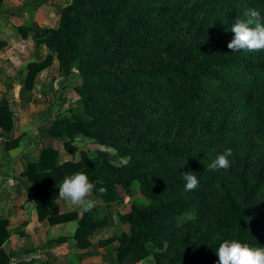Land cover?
Wrapping results in <instances>:
<instances>
[{"label":"trees","instance_id":"trees-1","mask_svg":"<svg viewBox=\"0 0 264 264\" xmlns=\"http://www.w3.org/2000/svg\"><path fill=\"white\" fill-rule=\"evenodd\" d=\"M252 8L264 18V0H67L56 26L32 32L47 54L22 70L20 96L53 57L62 88L74 69L80 76L70 89L81 107L50 123L48 144L21 172L39 219L76 220L70 237L83 247L108 223L98 207L138 191L147 203L132 201L119 216L127 230L113 238L118 263L151 254L153 264H219L225 239L264 247V51L227 48L231 24ZM12 100L8 92L0 98L2 138L15 116ZM78 136L97 145L94 154L78 150ZM56 140L71 160L59 159ZM228 148L230 168L209 171ZM76 172L88 175L89 199L100 203L80 216L55 204L61 182ZM182 172H194L196 190L185 191ZM6 225L1 219L0 243ZM8 260L0 247V264Z\"/></svg>","mask_w":264,"mask_h":264},{"label":"crops","instance_id":"crops-1","mask_svg":"<svg viewBox=\"0 0 264 264\" xmlns=\"http://www.w3.org/2000/svg\"><path fill=\"white\" fill-rule=\"evenodd\" d=\"M65 4L64 0L1 1L0 40L4 41L5 45L0 49V72L4 73L13 85L18 84L21 72L25 70L29 61L40 62L47 54V48L42 45L37 48L39 50L37 58L28 59L23 67H19L16 59L20 48L31 44L35 46L32 32L45 26L54 27L58 21L59 10ZM26 38H31L32 41ZM75 75L79 74L73 70L65 84L70 85L69 78ZM78 79L80 80V76ZM2 82L0 76V85ZM63 85L64 76L58 70L57 59L53 57L51 63L37 73L33 87L27 89L21 96L18 88L15 98L10 102V109L16 117L14 137L20 135V138L15 146L6 148L4 137H0V220L7 221L8 231V236L0 243V247L9 254L7 264H94L107 253V246L92 241L87 249L77 246L75 240L70 237L73 233L65 234L67 237L62 238L66 239L59 240L60 236L52 234V229L68 223L74 224L75 229L77 221L50 224L46 219H39L35 211L34 197L18 182L24 179L21 172L26 168L27 161L35 159L43 146L41 130L44 121L51 119L48 127L56 117L64 114L61 107L66 106L68 101L60 103L62 99H66L62 92L66 90L62 88ZM67 88L70 89V86ZM41 95L54 97L52 100L54 102L52 104L35 102L34 97ZM59 148L64 149L61 144ZM61 201L62 199L57 196L55 204L60 210ZM74 209L80 216L82 211ZM64 210L69 209L61 211ZM71 244L77 247L72 248Z\"/></svg>","mask_w":264,"mask_h":264},{"label":"clouds","instance_id":"clouds-1","mask_svg":"<svg viewBox=\"0 0 264 264\" xmlns=\"http://www.w3.org/2000/svg\"><path fill=\"white\" fill-rule=\"evenodd\" d=\"M247 20L236 18L231 24L230 31L234 33L227 48L232 52L247 50L249 52L264 51V18L261 12L255 8L247 12ZM232 149H225L208 165L209 171L227 170L231 166L230 157ZM128 163L127 158L121 161ZM184 165V164H183ZM182 165V166H183ZM185 183V191H194L199 187V180L194 172H182ZM95 186L90 182L84 172H76L66 176L59 186L58 196L82 212L91 211L95 207V201L89 199ZM101 193L106 190L99 189ZM219 264H264V247H253L248 243H242L238 239L223 240L216 250Z\"/></svg>","mask_w":264,"mask_h":264},{"label":"rangeland","instance_id":"rangeland-1","mask_svg":"<svg viewBox=\"0 0 264 264\" xmlns=\"http://www.w3.org/2000/svg\"><path fill=\"white\" fill-rule=\"evenodd\" d=\"M64 1H67V0H64ZM50 23H52V22H50ZM49 27H53V26H49ZM26 40L32 41L31 38H26ZM37 48L38 47L34 46V44L26 45L25 47L20 48L21 50H20V52H18V56H17V59H16V62L18 63L19 67L20 66L23 67L28 59L31 60V58H33V57L34 58L38 57L39 50ZM74 70H76V69H74ZM0 76H1L2 81H3L1 83V85H0V91H1L0 98L1 97H5L6 93L9 92L10 89L14 90V97L13 98H15L17 90H18V88H20V85L19 84L13 85L12 82H10L6 78L7 76L4 75V73L0 72ZM78 77H79V75H75L73 77L70 76V78H69L70 79V83H69L70 86H73V84L76 81H79ZM11 85H12V88H10L8 90V88ZM55 87H56V89L58 88L57 85H55ZM63 91H62L63 95H66L65 96L66 99H62L60 101V103L63 102V104H64L67 101H68V103H67L66 106L61 107V112L62 113H65V110L69 111L67 109L68 107L71 108L72 106H74L75 109H78V108L81 107L80 104L78 103L79 99H78V96H77L76 93H74L71 89H68V88H66V90H63ZM53 98L54 97H47V96L41 95V96L34 97V101L38 102V103H42V104H44V103L47 104L49 102L52 104V102H54V101H52ZM60 103H58V105H61ZM50 120L51 119H48L47 121H44V124L42 126L43 130H41V131L43 132L42 133V137L44 138L43 141H42L43 145H47L48 144V139H50L49 137H47V134H46L47 124L50 122ZM42 137H40V139H42ZM78 137H79L78 140L75 139V144H77L78 150L87 151L90 155L94 154V150L96 149L97 145L94 144L87 137H83V136H78ZM59 142L60 141L56 140L53 143L54 146L58 145V147H59V145H60ZM59 152H60L59 153L60 154L59 159L61 161H63V160H71L72 159V154L67 149H63V150L60 149ZM74 158L78 159V153H75V157ZM19 181L20 180H18V182ZM136 190H137V188H136ZM33 199L36 200L37 197H34ZM123 199L124 200H123V203L121 205H116V206H113V205H111V206H106L105 205L104 206V205H102V206L98 207L97 215L101 216V217L102 216H107L108 223H106L104 229L100 232L99 235L93 236V237L89 236L88 239H89L90 243L92 241V242H94L96 244L99 242L100 239H102V241L105 240V242H103L105 245L102 244V246H107V249H106L107 253H106L105 257L104 256H102V258L100 257L98 259V261L94 262V264H121V263L116 262V258H115L116 253L113 250V247L117 244V240H115L113 238H114V235H119V233L121 231L127 230V225L124 224L120 220L119 216H120V214H122V213H124V212L129 210L130 204H131L132 201H137V202H141V203H144V204L147 203V200L138 191H136L134 196H132V197H128V196H124L123 195ZM61 202H62V206H61L62 209H69V210L70 209H74V208L79 209L78 207H74V206L70 205L68 202H66L64 200H62ZM99 204H100L99 201H95V205L96 206L99 205ZM73 228H74V224L72 225V223L64 224L63 226L59 225L58 227L52 229L51 233L55 234L56 236H60V237L66 236L67 237V235H65V234L74 233L75 229H73ZM78 240H79V238H78ZM70 246L72 248L73 247H77L74 244H71ZM88 247H90V246L83 245L82 248L83 249H87ZM153 261L154 260L152 258V255L148 254L146 257H144L142 260H140L136 264H153ZM122 264H128V263H122Z\"/></svg>","mask_w":264,"mask_h":264},{"label":"water","instance_id":"water-1","mask_svg":"<svg viewBox=\"0 0 264 264\" xmlns=\"http://www.w3.org/2000/svg\"><path fill=\"white\" fill-rule=\"evenodd\" d=\"M14 97V90L10 89L8 92V99H12ZM16 124V117H12V127L9 130V132L4 136V140H10L14 137V128Z\"/></svg>","mask_w":264,"mask_h":264}]
</instances>
